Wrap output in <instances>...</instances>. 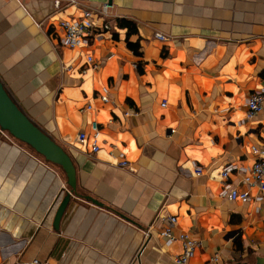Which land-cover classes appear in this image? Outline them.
Segmentation results:
<instances>
[{"label":"crops","instance_id":"0c3cea01","mask_svg":"<svg viewBox=\"0 0 264 264\" xmlns=\"http://www.w3.org/2000/svg\"><path fill=\"white\" fill-rule=\"evenodd\" d=\"M54 1L0 0V78L71 156L77 189L55 227L67 178L0 128V264H177L181 243L160 236L172 215L200 242L187 264H264V201L243 181L264 150V112L247 116L264 85V0H75L57 13ZM103 3L111 29L90 45L54 37L52 24ZM92 120L97 152L76 141Z\"/></svg>","mask_w":264,"mask_h":264},{"label":"built area","instance_id":"2783aa9c","mask_svg":"<svg viewBox=\"0 0 264 264\" xmlns=\"http://www.w3.org/2000/svg\"><path fill=\"white\" fill-rule=\"evenodd\" d=\"M75 3V0H69L64 3L62 0L54 1L55 13L63 10L66 6ZM110 15V5L103 3L97 7L83 8L82 12L77 17L69 19H60L58 24H52L54 37L66 47L76 48L77 46L90 45L91 42L97 37L101 36L103 32L111 29V24L106 20ZM42 25V24H39ZM155 37L161 40H168V37L161 33L156 32ZM87 64L97 68L98 65L94 61V57L89 55L87 57ZM101 100L105 103L111 100L108 93L101 95ZM166 105V102H163ZM93 106L87 105L86 109L90 110ZM247 116L248 118H254L264 112V85L252 92L247 102ZM91 132L81 131L76 137V141L80 144L87 145L90 152H97L100 149L98 138L101 134L100 123L97 120H92L90 124ZM252 151L258 156L253 167L244 174L243 181L246 186H255L258 189V200L264 201V150L258 146H253ZM123 167H130V163L127 160L121 162ZM132 169V168H131ZM232 170L230 167H226L222 176L225 181L229 178ZM197 175L202 174L200 166L196 168ZM225 195L229 200L240 201L242 203H248L251 200L250 191L240 190L238 188H231L229 185H225ZM178 217L176 215L169 216L166 219L165 225L162 227L160 236L163 237L167 243L179 242L182 245V253L175 259L177 264H187L196 249L200 245L198 239H196L190 232L177 229ZM221 259L220 254L215 253L209 260L208 264H219ZM26 264H42L39 259H33Z\"/></svg>","mask_w":264,"mask_h":264},{"label":"water","instance_id":"95a60500","mask_svg":"<svg viewBox=\"0 0 264 264\" xmlns=\"http://www.w3.org/2000/svg\"><path fill=\"white\" fill-rule=\"evenodd\" d=\"M0 128L9 132L18 141L26 143L47 162L59 166L64 171L70 191L60 203L55 215V227L77 189L76 166L67 151L39 127L17 104L0 78Z\"/></svg>","mask_w":264,"mask_h":264},{"label":"trees","instance_id":"16d2710c","mask_svg":"<svg viewBox=\"0 0 264 264\" xmlns=\"http://www.w3.org/2000/svg\"><path fill=\"white\" fill-rule=\"evenodd\" d=\"M118 25L121 28H127V39H126V41H127V46L129 47V49H131L136 55L141 56L142 53L140 51V48H141L140 43L138 41L137 42L130 41V35H132L133 33H137V31H138L136 23L131 21V20H129V19L121 18V19L118 20ZM136 67H137V70H138L139 73H143L144 69H143V63L142 62H137ZM19 142H21V141H19ZM21 143L22 144H26V143H23V142H21ZM28 147H30V146H28ZM59 168H61V167H59Z\"/></svg>","mask_w":264,"mask_h":264},{"label":"rangeland","instance_id":"374dc122","mask_svg":"<svg viewBox=\"0 0 264 264\" xmlns=\"http://www.w3.org/2000/svg\"><path fill=\"white\" fill-rule=\"evenodd\" d=\"M24 146L25 147H28L26 144H24ZM28 148H30V147H28ZM31 149V148H30ZM32 150V149H31ZM34 153H36L34 150H32ZM37 154V153H36ZM43 158V157H42ZM59 168V167H58ZM59 170L64 174V176H65V173L62 171V169L61 168H59ZM66 177V176H65Z\"/></svg>","mask_w":264,"mask_h":264}]
</instances>
